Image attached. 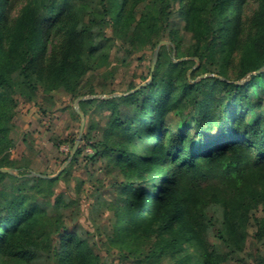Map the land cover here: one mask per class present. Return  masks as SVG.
Masks as SVG:
<instances>
[{
	"label": "trees",
	"instance_id": "trees-1",
	"mask_svg": "<svg viewBox=\"0 0 264 264\" xmlns=\"http://www.w3.org/2000/svg\"><path fill=\"white\" fill-rule=\"evenodd\" d=\"M27 1L14 15L13 0H0V264H105L88 238L68 232L62 215L44 207L59 178L33 175L29 162L11 159L18 98L93 94L83 93L84 79L119 52L129 57L164 40L179 49L170 20L183 0ZM204 1L201 11L183 10L196 40L190 53L178 50L175 61L172 48L161 45L148 82L93 100L110 113L102 139L91 144L94 157L124 176L107 244L142 264H224L245 249L254 219L256 237H264V116L247 119L264 107V0H256L249 25L251 0ZM193 58L208 75L196 82L187 77ZM124 110L131 114L123 117ZM173 112L181 120L177 132L167 125ZM148 140L151 151L142 153ZM62 202L57 196L55 204ZM209 209L223 214L216 236L224 254L207 242L217 225ZM152 235L160 240L151 242Z\"/></svg>",
	"mask_w": 264,
	"mask_h": 264
},
{
	"label": "rangeland",
	"instance_id": "rangeland-1",
	"mask_svg": "<svg viewBox=\"0 0 264 264\" xmlns=\"http://www.w3.org/2000/svg\"><path fill=\"white\" fill-rule=\"evenodd\" d=\"M92 1L96 6L97 0ZM27 2V0H13L14 15H18ZM204 3V0H183L181 4L175 5L170 26L173 30H178L181 37L178 42L179 49H175L174 44L166 41L168 42L167 46L172 48L170 56L173 60L178 61L176 57L179 53L181 55L190 53L196 43L195 35L186 28L187 21L183 15L184 7L186 6L188 9L190 6H195L201 11V6ZM141 8L143 5L139 10ZM257 8V1L251 0L245 10L247 25ZM110 33L111 31L108 29L107 34ZM157 48L158 46L154 50L138 51L129 57L124 51L119 52L112 58L108 67L95 74L90 73L84 79L83 93L91 91L93 93L79 97H85L84 100L78 101L79 98H74L64 91H58L48 96L40 91L35 103H28L23 98H18L17 115L13 120V137L16 140V147L11 151V159L29 162L33 175L46 174L51 178H59L55 187V195L49 200L51 204L44 205V207L51 215L57 212L62 215L68 232H76L78 235L88 238L93 244L94 251L99 254L105 264L142 263L131 258L128 253L112 249L107 244L108 238L113 232L114 204L120 197V183L124 181V176L118 167L112 166L109 160L94 157L95 149L91 144L102 139L103 130L107 127L110 119V113L107 107H102L93 100L112 99L126 95L134 91L132 88L140 87L148 82L150 80L148 74L152 73ZM193 59L195 64L188 71L187 77L196 82L208 75H201L200 68H198L199 60ZM218 68V65L210 66L212 71H217ZM230 77L237 78L235 67L231 70ZM246 79L243 78L240 82L243 83ZM81 101L92 102L81 108ZM76 106L83 114L84 119L77 113ZM128 114L131 112L124 110L123 117ZM260 116H264V107L257 109L254 114L248 115L247 119L253 121ZM83 120L84 127L81 131ZM180 121L178 114L173 112L168 117L167 125L172 131L177 132ZM207 133L209 136L217 134L213 130H208ZM78 141L77 151L72 155ZM152 142L153 140H148L140 144V151L142 153L151 151L149 146ZM78 150H80L79 154ZM12 173L15 171L12 170ZM57 196H61L63 199L61 205L55 204ZM261 210L262 208H259L255 212L256 218L260 219L263 216ZM208 215L215 217L217 225L207 232V242L218 253L224 254L228 249L216 236V229L221 226L223 214L221 211L216 212L209 209ZM256 232L257 227L254 219L245 249L233 253L231 259L224 264H264V237H256ZM159 240L157 235H152L151 242L155 243ZM194 250V248H190L189 252L193 253ZM162 264L174 263L165 259Z\"/></svg>",
	"mask_w": 264,
	"mask_h": 264
},
{
	"label": "water",
	"instance_id": "water-1",
	"mask_svg": "<svg viewBox=\"0 0 264 264\" xmlns=\"http://www.w3.org/2000/svg\"><path fill=\"white\" fill-rule=\"evenodd\" d=\"M161 45H168V42H166V41H162V42L158 45V48H157V50H156V56H155V58H154V63H153L152 71L154 70V67H155V64H156V60H157V54H158V51H159V48H160ZM84 99H86V98H85V97H81V98L78 99V101H80V100H84ZM76 111H77V113L80 114V116L84 119V116H83V114L80 112L78 106H76ZM83 127H84V120H83V122H82L81 131L83 130ZM78 145H79V141L76 143V146H75V148H74V151H73V154H72V155H74L75 152L77 151ZM1 171H2V172H7V173H12V170H9V169H1Z\"/></svg>",
	"mask_w": 264,
	"mask_h": 264
}]
</instances>
